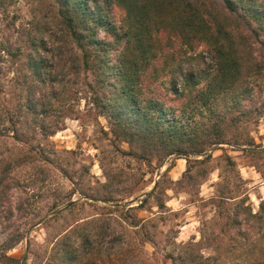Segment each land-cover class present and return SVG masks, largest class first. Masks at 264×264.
Listing matches in <instances>:
<instances>
[{"label":"rangeland","instance_id":"rangeland-1","mask_svg":"<svg viewBox=\"0 0 264 264\" xmlns=\"http://www.w3.org/2000/svg\"><path fill=\"white\" fill-rule=\"evenodd\" d=\"M171 1L174 7L186 2ZM164 4L152 22L155 51L165 54L158 84L194 72L205 86L215 62L204 44L192 48L173 6ZM59 14L58 0L0 5V180L10 187L12 210L0 222V264H57L63 241L78 245L84 232L92 247L81 264H242L253 249L264 251V236L239 225L264 199V73L250 83L244 102L254 111L234 112L239 123L226 129L261 153L212 146L210 158L191 161L179 182L184 159H156L113 135L92 105L90 71L57 68L44 87L37 78L47 93L46 116L25 107L31 41L50 42ZM114 16L120 24L125 13L115 7ZM247 44L258 57V45ZM248 48L238 49L242 59ZM41 120L50 132L42 131Z\"/></svg>","mask_w":264,"mask_h":264},{"label":"trees","instance_id":"trees-1","mask_svg":"<svg viewBox=\"0 0 264 264\" xmlns=\"http://www.w3.org/2000/svg\"><path fill=\"white\" fill-rule=\"evenodd\" d=\"M58 3L60 28L53 39L31 41L28 67L33 78L25 86L24 102L28 110L46 116L43 100L47 93L37 86V78L44 87L46 80L55 81L53 70L70 67L78 73L93 74L92 105L108 120L114 136L122 137L128 144H138L156 159L175 157L186 161L179 182L190 171L191 161L203 163L210 158L207 152L212 146L227 145L250 154L261 153L247 140L228 136L226 129L239 123L232 118L234 112L254 111L244 102L254 89L250 83L264 73V0H186L178 7L171 0L166 2L170 9L173 6L175 17L181 19L178 26L184 37H190L192 48L204 44L215 62V71L201 87L202 79L194 72L174 73L158 84L165 54L155 51L156 30L152 22L163 7L162 0ZM115 7L125 13L120 24L114 16ZM249 40L258 45V57L247 47ZM242 48H248L243 59L238 53ZM241 83L246 87L242 88ZM41 125L43 132L51 131L50 123L46 125L41 120ZM226 160L233 165L230 157ZM4 185L0 180V222L12 218L6 196L10 187ZM239 225L253 227V233L264 236V199L256 212L248 208ZM78 237V245L63 241L57 264H81L85 249L92 246L86 232ZM242 264H264V251L254 254L253 249Z\"/></svg>","mask_w":264,"mask_h":264},{"label":"crops","instance_id":"crops-1","mask_svg":"<svg viewBox=\"0 0 264 264\" xmlns=\"http://www.w3.org/2000/svg\"><path fill=\"white\" fill-rule=\"evenodd\" d=\"M173 168H174V167H173ZM171 169H172V168H171ZM171 169H170V170H171Z\"/></svg>","mask_w":264,"mask_h":264}]
</instances>
